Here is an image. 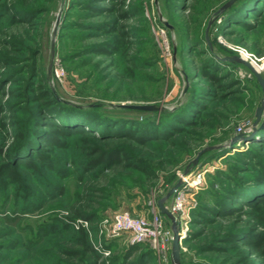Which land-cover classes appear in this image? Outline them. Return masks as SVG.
Wrapping results in <instances>:
<instances>
[{
	"label": "trees",
	"instance_id": "1",
	"mask_svg": "<svg viewBox=\"0 0 264 264\" xmlns=\"http://www.w3.org/2000/svg\"><path fill=\"white\" fill-rule=\"evenodd\" d=\"M177 1L175 9L189 12L179 49L189 79L185 102L173 112L133 111L144 117L129 121L109 117L96 106L66 104L49 90L36 39V21L47 12L49 0H0V129L6 130L7 118L14 130L11 135L5 131L0 143V264H27L26 259L71 264L65 261L69 258L79 264H104L85 231L73 233L68 223L55 216L29 231V225H22L23 215L67 199L65 183L72 180L76 198L64 206L70 219L99 222V211L113 207L123 189L137 188L147 194L157 172L194 156L217 120H225L218 109L227 110L226 105L233 106L243 95L238 89L241 80L233 71L238 65L222 62L225 49L214 40L209 48L204 32L197 29L194 14L209 0ZM124 3L71 0L57 36L63 64L78 61V68L87 69L96 67L95 58L104 56L121 78L149 82L158 62L155 55L144 56L146 22L141 19L140 28L123 25L128 18L143 17L141 7L131 4L124 11ZM260 6L264 7V0H237L218 12L214 19L220 20L218 33L230 36L252 30L262 19ZM6 83L10 85L5 87ZM10 137V145L4 148ZM252 144L233 155L227 150L220 153L218 158L225 157L231 165L226 172L211 175L207 189L197 195L186 245L198 259L213 264H264V141ZM172 179L173 175L167 182ZM113 242L105 247L110 249ZM46 248L51 253L46 254ZM155 259L150 248L133 245L120 261L114 257L109 261L156 264ZM180 264H186L181 250Z\"/></svg>",
	"mask_w": 264,
	"mask_h": 264
},
{
	"label": "rangeland",
	"instance_id": "2",
	"mask_svg": "<svg viewBox=\"0 0 264 264\" xmlns=\"http://www.w3.org/2000/svg\"><path fill=\"white\" fill-rule=\"evenodd\" d=\"M49 1L50 4L46 5V8H48L47 12L39 16L36 21V26H38V35L36 39L40 45V61L45 83L59 101L82 108L96 106L100 111L109 115V117L121 118L129 121H141L144 116H139L133 111L126 112L129 110L118 109L115 106L121 104L156 105L163 108L161 112H173L185 102L186 93L189 88V79L183 72L179 49L186 37V29L184 28L185 24L183 20L188 18L189 12L186 13L184 10L178 11L177 8L175 9L176 3H178L177 0H125L123 6L124 11L129 10L128 7L131 6V4H135L141 7L143 17L133 16L123 21L122 24L126 27L140 28V25L146 22L147 33L146 39L144 40L145 44L142 47L144 56L151 59V57L155 55V59H157L158 62L155 69L151 70V80L147 83L140 80L121 78L117 74L115 66L109 65V60L104 56L95 58V64L97 63V66L95 65L96 67L92 66L87 69L78 68V61H74L68 65L63 64L61 55L64 51H62V47L59 45L57 36L63 13L71 0ZM228 1L229 0H209V4L206 3L205 8H199L197 10L199 12L194 14L197 29L199 33L204 32L205 38V30L208 23L211 22L208 31L211 46L212 40H214L217 45L225 49L226 52H221L225 57L233 55L241 56V58L250 62L264 78V12L262 19L258 23L256 22L257 24L254 25L252 30H238L230 36H223L217 31L220 20L216 22L215 20L218 17H216L218 11ZM262 7L263 6H260L258 8ZM141 19L143 22H140ZM57 21H59V23L54 36ZM70 21L75 22L76 19L72 17ZM248 22L254 24V21L250 18H248ZM161 30L165 34L164 38L169 46L171 57H166L164 54L162 47L164 39L161 35ZM53 42L55 57L51 68V77L47 79L48 67L50 61H52L51 48ZM233 71L235 76L241 80L238 89L242 91L243 95L236 98L237 100L233 106L226 105L227 110H222L223 108H220V110L218 109V112L225 116V120H217V127H215L214 131L207 134L205 137L206 139L199 145L194 156L185 158L183 163L167 171L157 172L153 186L147 194L142 195L137 188L131 190L123 189V195L117 197V202L113 207H107L105 210L99 211V216L101 218L99 222H90L86 220L90 223V228L88 230L81 228L76 229L72 224L74 220L70 219L71 213L64 207L66 206V201H70L69 204L74 202L77 192L75 183L72 180H68L65 183L66 190L68 191L67 199L64 198L52 207L42 208V211L24 214L22 225H29V231H34L33 229L35 226L55 216L68 223L73 229V233L85 231L88 235L90 244L93 246V244L102 239L101 233L104 232V222L111 219L115 213L127 211L131 216L136 218H150L153 212V204H151L153 202H155L154 210L159 213L157 201L180 179L185 167L196 157L199 151L206 147L226 145L229 140L236 135L239 128L243 130V133H247V135L253 133L255 112L256 109L260 107L263 99L262 91L247 69L238 65ZM9 85L10 83H6L5 87ZM7 97L8 96H5L3 101H5ZM263 117L264 112L262 118ZM4 123L6 124V130L3 131L0 129V143L6 138V133L11 135L14 131L13 127L9 126L10 122L7 118H5ZM256 127L258 128V126ZM258 133L259 131L252 138L251 142L244 145L239 144L242 145L240 148H236L239 146L238 145L233 149L227 148L220 152L214 151L204 155L200 160L199 166L193 169L186 177V179L189 180V186L194 180L199 179L200 181L201 179V183L199 182L200 185L198 184L199 186H190L194 188L189 190L187 202L194 203L196 206L197 195L207 189L210 176L214 175L218 170L227 171L228 166L231 165V161L225 160V157L218 158L220 153L222 154L223 151L227 150L233 155L238 149L245 150L251 145L253 146L252 143H255L257 139L264 141V134L260 136ZM10 143L11 137L5 142L4 148H7ZM172 175L175 179L167 182ZM198 175H200V177L196 178ZM126 194H129V196ZM172 200L173 197L166 202L167 207H170ZM77 219L82 218H76L75 220ZM162 219L170 228L168 220L163 216ZM99 225L100 227H98ZM106 225L107 224H105V226ZM186 240L183 241L181 249L186 264H213L211 260L207 261L196 258L194 251L189 249L186 245ZM59 244L63 243L59 242ZM66 246L71 249L74 247V245L70 244ZM144 246L149 248L146 245ZM128 247L129 245L127 244L126 238L114 241L113 246L108 249L110 251L109 257L104 258V264H111L109 261L110 257H114L117 261H120V256ZM44 252L46 254L51 253L47 248L44 249ZM134 257L136 256H133L131 259H134ZM155 258L156 264H164L158 256L155 255ZM65 261L71 264H79L77 259L69 258L65 259ZM25 262L27 264H39L38 260L33 263V259L32 261L26 259ZM170 262L171 248L168 254V264H171Z\"/></svg>",
	"mask_w": 264,
	"mask_h": 264
},
{
	"label": "built area",
	"instance_id": "3",
	"mask_svg": "<svg viewBox=\"0 0 264 264\" xmlns=\"http://www.w3.org/2000/svg\"><path fill=\"white\" fill-rule=\"evenodd\" d=\"M161 35L164 39L162 42L164 54L166 57H171L169 46L164 38L165 34L162 30ZM238 134L245 133H243V130L239 128L236 132V135ZM245 135H247V133ZM199 177L200 175L196 176V178ZM199 182L201 183V179ZM191 188L194 187H190L189 180L184 178L182 187L173 196L170 207H167L170 213L175 217L179 226L181 249L183 241L188 238L190 212L195 207L194 203L187 202L188 193ZM151 204H153V212L150 218H136L131 216L127 211H119L115 213L111 219L106 220L103 226L104 232L101 233L102 241L100 240L93 244L94 250L100 254L103 259L108 258L110 251L105 247L106 243L126 238L129 246L146 245L164 264H168V254L171 248L172 232L171 229L164 223L162 216L154 210L155 202ZM72 224L76 229L81 228L88 230L90 228V223L85 219L74 220L72 221ZM105 224L107 225L105 226ZM98 227H100V225Z\"/></svg>",
	"mask_w": 264,
	"mask_h": 264
},
{
	"label": "water",
	"instance_id": "4",
	"mask_svg": "<svg viewBox=\"0 0 264 264\" xmlns=\"http://www.w3.org/2000/svg\"><path fill=\"white\" fill-rule=\"evenodd\" d=\"M237 0H229L225 5L221 7V9L218 11L223 12L227 8H229L231 5H233ZM59 21L56 23V28L54 30V36L57 30ZM211 22L208 23L207 28L205 30V41L208 45L209 48H211V43L209 40V35L208 31L210 28ZM55 57V50H54V42L52 43V48H51V60L48 71H47V79H50L51 77V68L53 65V59ZM222 62H227L230 64H235L244 67L247 69L251 75L254 77L256 82L261 88L262 91V103L260 107L256 109L255 112V121H254V131L250 135H245V134H238L233 136L229 142L226 145H221V146H211V147H206L199 151L196 154V157L185 167L184 171L182 172L180 179L167 191V193L157 201V208L161 216L165 217L168 222L169 226L172 232V242H171V264H180V230L179 226L177 224V221L175 217L170 213L166 206V202L170 200L175 193L182 187L183 185V179L186 178L193 169H195L197 166L200 164L201 158L209 153V152H220L224 149L230 148L233 149L234 147L238 146L239 144H246L248 142H251L252 138L257 134L258 131H263L264 130V117L262 118L263 112H264V78L260 75V73L253 67V65L248 62L247 60L241 58V56L233 55L230 57H224L220 59ZM118 109H124V110H131L135 112H161L163 110L162 107L156 106V105H117L115 106ZM258 126V128L256 127Z\"/></svg>",
	"mask_w": 264,
	"mask_h": 264
},
{
	"label": "bare ground",
	"instance_id": "5",
	"mask_svg": "<svg viewBox=\"0 0 264 264\" xmlns=\"http://www.w3.org/2000/svg\"><path fill=\"white\" fill-rule=\"evenodd\" d=\"M193 181V180H192ZM199 184V179L198 180H194L192 182V184H190V186H195V185H198Z\"/></svg>",
	"mask_w": 264,
	"mask_h": 264
}]
</instances>
